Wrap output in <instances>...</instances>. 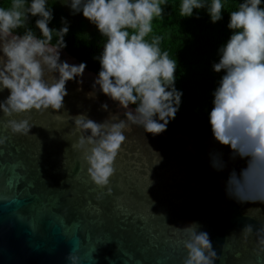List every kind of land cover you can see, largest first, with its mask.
Wrapping results in <instances>:
<instances>
[{
  "label": "water",
  "instance_id": "water-1",
  "mask_svg": "<svg viewBox=\"0 0 264 264\" xmlns=\"http://www.w3.org/2000/svg\"><path fill=\"white\" fill-rule=\"evenodd\" d=\"M60 59L80 63L64 48ZM56 75L45 69L44 79ZM96 76L85 68L68 81L59 110L0 112V264H184L193 224L209 236L212 264H264V199L226 192L246 161L213 135L146 133L127 120L135 107L93 88ZM8 94L0 91V102ZM79 114L128 125L104 187L91 180L85 149L73 147L90 134L74 131ZM8 119H28L29 132L12 134Z\"/></svg>",
  "mask_w": 264,
  "mask_h": 264
},
{
  "label": "clouds",
  "instance_id": "clouds-1",
  "mask_svg": "<svg viewBox=\"0 0 264 264\" xmlns=\"http://www.w3.org/2000/svg\"><path fill=\"white\" fill-rule=\"evenodd\" d=\"M168 0H60L70 14H82L98 32L106 37L99 60L100 70L93 88L134 113H125L132 124L142 126L146 133L158 135L167 130L180 109L182 90L176 88V59L160 46V38L146 39L153 32V21L162 18V5ZM264 0H241L229 11L227 28L231 34L218 48V62L212 64L216 73L223 72L213 91L208 123L214 139L227 145L234 156L246 161L239 173L233 170L226 184L230 197L239 200L264 199ZM227 0H178L182 18L200 11L215 24L223 19ZM195 10V11H194ZM29 17H37L35 27L23 35L16 30ZM53 11L48 0H8L0 6V91L8 96L0 102L5 117L29 113L33 109L64 107L66 83L83 76L86 62L69 64L61 61L60 50L67 47L64 37L69 23L61 18V27L50 28ZM55 37V43H52ZM45 69L56 73L51 82L44 79ZM80 82V81H78ZM94 96V93H89ZM106 108L107 105H102ZM80 136L74 148L85 149L83 159L91 180L98 186L108 185L116 169L114 162L126 137L128 125L97 123L86 114L74 117ZM4 128L12 134L26 135L28 119H8ZM4 138H0V144ZM85 145H92L86 149ZM218 170L223 165L213 159ZM197 225L186 229L190 239L185 242L188 258L184 264H212L214 253L206 232H197ZM248 228L246 231H250ZM208 251V255H205ZM75 261V257H70Z\"/></svg>",
  "mask_w": 264,
  "mask_h": 264
},
{
  "label": "trees",
  "instance_id": "trees-1",
  "mask_svg": "<svg viewBox=\"0 0 264 264\" xmlns=\"http://www.w3.org/2000/svg\"><path fill=\"white\" fill-rule=\"evenodd\" d=\"M239 2L241 0H227L223 19L213 24L203 10L200 11L199 19L195 16L180 17L178 0H168L162 5V18L153 21V32L146 39L151 41L154 37H159L161 49L168 51L170 57L176 59L175 86L183 92L180 109L175 119L167 125L166 133H181L193 137L212 135L208 113L212 108V93L223 75V72H214L212 64L218 62V48L231 34L227 28L229 11L235 10ZM0 6L7 7L8 0H0ZM48 6L53 11L50 28H60L62 17L69 23V32L64 37L67 47L64 49L80 63L86 62L89 71L98 74L100 64L96 57L102 54L106 37L93 24L71 21L67 8L60 0H48ZM36 19L37 17H29L24 26L16 30V34L23 35L30 29L40 37L39 29L35 27ZM52 43H55V37Z\"/></svg>",
  "mask_w": 264,
  "mask_h": 264
},
{
  "label": "rangeland",
  "instance_id": "rangeland-1",
  "mask_svg": "<svg viewBox=\"0 0 264 264\" xmlns=\"http://www.w3.org/2000/svg\"><path fill=\"white\" fill-rule=\"evenodd\" d=\"M65 7L67 8V12L69 14V17H70L71 21H75V22L86 21L88 24H91V23L88 22V20L86 18H84L82 16V14L71 15L69 7H67V6H65Z\"/></svg>",
  "mask_w": 264,
  "mask_h": 264
}]
</instances>
